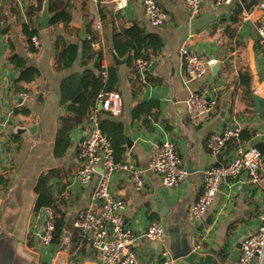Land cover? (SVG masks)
Here are the masks:
<instances>
[{
  "label": "crops",
  "instance_id": "1",
  "mask_svg": "<svg viewBox=\"0 0 264 264\" xmlns=\"http://www.w3.org/2000/svg\"><path fill=\"white\" fill-rule=\"evenodd\" d=\"M156 1L166 14L160 26L149 23L136 0H68V21L55 24L50 21V0H5L0 6V264H100L98 251L78 240L73 225L78 211L99 208L93 197L98 176L87 184L77 178V146L99 100L86 120L73 119L64 127L63 118L72 114L60 99L64 79L88 72L91 81L100 74L93 60L82 64L88 29L95 36L92 46L102 51L106 77L113 70L115 81L109 91L118 92L122 102L119 116L100 110L99 117L108 121L107 130L120 145L114 149L116 159H129L144 169L139 190L124 171L111 179L112 193L124 202L123 224L135 233L137 255L144 264L159 261L162 246L143 235L152 221H159L170 264H237V245L258 225L263 192L243 175L225 178L201 221L190 216L189 207L201 193L202 171L228 162L237 144L256 147L264 170V109L256 111L251 98L253 87L264 78V52L258 48L255 31L263 14L256 6L258 0H232L228 5L202 0L196 17L188 14L185 0ZM26 23L36 29L40 40L34 50L23 31ZM83 27L85 38L80 35ZM121 39L148 48L147 80L140 74L135 78ZM71 43L77 44L75 59L58 67L56 54ZM182 46L204 60L214 58L202 77L185 75L179 54ZM11 55L38 73L34 77L24 73ZM216 61L220 63L215 75L211 67ZM193 91L216 99L215 107L198 124L189 121L186 109ZM150 101L156 103L150 111L134 118L133 108ZM225 125L240 127L239 141H230L218 153L207 150V137ZM62 130L68 146L58 154L61 148L56 142ZM165 139L174 143L187 170L171 188L149 169L155 145ZM47 172H51L49 191L55 208L63 212L64 225L57 241L45 245L41 242L43 211L50 207L34 211V185L38 175Z\"/></svg>",
  "mask_w": 264,
  "mask_h": 264
},
{
  "label": "built area",
  "instance_id": "2",
  "mask_svg": "<svg viewBox=\"0 0 264 264\" xmlns=\"http://www.w3.org/2000/svg\"><path fill=\"white\" fill-rule=\"evenodd\" d=\"M5 0H0V6ZM138 1L151 25L160 26L166 19V14L156 0ZM232 0H216L218 5H228ZM202 0H185V7L190 17H196L201 11ZM256 6L262 11V17L255 26L258 48L264 52V0H258ZM100 24L97 23V27ZM30 41L38 48L40 40L36 34ZM93 46L96 44L93 43ZM183 71L187 78H200L208 66L214 62L210 57L204 60L186 46L179 49ZM149 66L148 60L137 58L135 69L143 76ZM101 78L106 77V68L101 65ZM253 94L264 97V78L252 89ZM26 96V94H22ZM100 107L93 109L89 115V129L79 141L77 155L80 167L77 178L81 184L89 183L96 175L97 183L93 197L99 203L97 211L89 208L78 211L73 225L76 237L88 243L99 253L100 264H144L133 248L134 231L123 224L120 212L124 208L122 199L111 191V179L117 171H124L129 176L136 190L144 185V169L133 161L117 160L111 140L102 132L99 111L102 110L112 117L121 113V96L116 91H108L98 96ZM216 105V99L204 93L193 91L186 99V109L189 121L198 124L201 117L210 112ZM240 127L225 125L220 131L211 133L205 142L207 150L221 152L230 141H239ZM149 169L156 172L166 187L177 186L185 177L187 170L182 158L176 153L174 143L165 139L155 145L149 160ZM245 176V181L264 194V170L261 168V152L256 147L242 148L235 146L232 157L223 165L205 168L201 173L202 190L197 199L189 207L190 216L201 221L212 203L220 182L225 178ZM42 244L52 242L55 227V214L51 208H45ZM143 235L149 241L161 244L160 259L156 264H170L171 254L165 246V231L161 222L152 221ZM237 264H264V202L259 214L256 229L247 235L240 243Z\"/></svg>",
  "mask_w": 264,
  "mask_h": 264
},
{
  "label": "trees",
  "instance_id": "3",
  "mask_svg": "<svg viewBox=\"0 0 264 264\" xmlns=\"http://www.w3.org/2000/svg\"><path fill=\"white\" fill-rule=\"evenodd\" d=\"M71 4L68 0H50L49 10L53 13L51 18V23L55 24L59 21L67 22L69 19V11ZM30 23L23 25V31L26 34L31 48L34 47L30 41L32 34L36 33L35 28H31ZM88 38L83 40L82 43V64L88 63L93 60L95 68L100 71L102 63V51H97L96 47L92 46V41H94L95 36L92 34L91 30L88 29ZM121 48L123 52L127 53V62L131 67L135 78H138V73L135 70L134 61L136 58H144L149 60L150 52L147 47L143 44L137 42H131L127 39H121ZM119 42V41H117ZM117 44V43H116ZM117 47V46H116ZM77 44H68L63 49L58 51L55 56V63L58 67L69 66L76 57ZM11 61L16 65L23 67V72L30 74L34 77L38 71L29 66H24L21 58L16 55H11L9 57ZM23 74V73H22ZM88 72L82 75H73L62 81L60 85V99L61 103L65 105L66 109L71 112V116L64 117L62 122L64 127H68L71 121L82 122L86 120L91 109L95 108L98 103V96L101 93L108 92L112 88V83L115 81L113 79V70L109 69L107 77L102 80L100 74L93 75L91 81L87 80ZM149 72H145L144 77L147 80ZM21 78V76H20ZM29 79V78H27ZM154 102H141L133 108V117L138 118L143 112L150 111V109L155 105ZM102 111V110H101ZM100 111V112H101ZM104 112V111H103ZM106 113V112H104ZM109 115V114H108ZM108 121L105 119H100V127L102 132L111 140L114 149L120 147L118 141L112 138V134L107 130L106 123ZM71 125V124H70ZM122 140H120L121 142ZM56 145L59 146L58 154L62 153L64 149L68 146V137L65 130L58 133ZM57 153V152H56ZM51 177V172L40 173L37 177L36 183L34 185V192L36 194V199L34 202V211H39L43 207H50L56 218L55 227L52 236V242L57 241L59 238L62 228L64 225L63 212L57 210L54 206L53 196L49 191V180Z\"/></svg>",
  "mask_w": 264,
  "mask_h": 264
},
{
  "label": "water",
  "instance_id": "4",
  "mask_svg": "<svg viewBox=\"0 0 264 264\" xmlns=\"http://www.w3.org/2000/svg\"><path fill=\"white\" fill-rule=\"evenodd\" d=\"M81 37L82 38H85L86 37V34H85V29H84V27L82 28V31H81ZM97 50H99V48H97ZM116 59V58H115ZM118 61V60H117ZM219 61H216L213 65H212V67H211V69H212V72L216 75V70H218V67H219ZM153 66V63L150 65V67L149 68H151ZM251 98H252V100H253V103H254V109L257 111V110H262V109H264V108H262V105H264V99L263 98H261L260 96H258V95H255V94H252L251 95ZM100 102L98 103V107H100ZM161 245V244H160ZM239 248H240V244H238L237 245Z\"/></svg>",
  "mask_w": 264,
  "mask_h": 264
}]
</instances>
